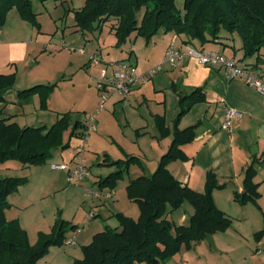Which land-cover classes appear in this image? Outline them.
<instances>
[{
  "label": "trees",
  "instance_id": "trees-1",
  "mask_svg": "<svg viewBox=\"0 0 264 264\" xmlns=\"http://www.w3.org/2000/svg\"><path fill=\"white\" fill-rule=\"evenodd\" d=\"M17 6L20 14L36 20L33 0H0V24L8 11ZM76 23L83 29H96L111 21L117 42L121 47L135 33L149 43L160 31L185 35L184 43L198 41L204 45L224 38V34H237L242 39L244 57L248 58L264 49V0H87L75 13ZM202 46H196L203 49ZM247 66H249L247 64ZM15 73H0V102L7 101L6 94L15 87ZM52 85L38 84L18 92L20 102L39 93L42 106ZM205 100L202 89L180 95L179 112L174 120L173 141L161 157L159 166L151 175L132 178L127 185L130 199L139 206V216L133 218L116 213L120 229L106 226L96 233L89 244L83 245L84 257L72 264H164L178 254L185 245L191 249L209 236L229 228L232 219L221 210L214 199V191L223 189L216 173L208 171L204 191L196 190L179 181L168 169L173 160L188 159L183 146L196 137L197 124L184 129L180 119L194 104ZM71 123L70 112L62 113L50 127L46 125L21 126L0 109V162L19 160L24 165H40L52 158L57 149L70 146L64 133ZM162 137L171 134L162 118L157 119ZM70 138L85 136V124L77 119L72 124ZM137 159L116 160L120 169L99 181L101 186L114 187L124 167ZM257 160L244 171L243 190L235 191L240 204L258 203L260 193ZM27 182L26 178L0 177V264H38L52 245H62L67 232L77 225L58 218L49 234L41 233L36 244H31L27 231L17 220H7L5 210L11 206L9 196ZM189 202L195 209L188 225H176L169 213ZM264 232H259L261 236Z\"/></svg>",
  "mask_w": 264,
  "mask_h": 264
},
{
  "label": "crops",
  "instance_id": "crops-1",
  "mask_svg": "<svg viewBox=\"0 0 264 264\" xmlns=\"http://www.w3.org/2000/svg\"><path fill=\"white\" fill-rule=\"evenodd\" d=\"M111 31L114 33L112 27ZM138 37L134 33L127 41L130 46L127 48L126 42L120 47V51H126L127 55L120 52L111 54V50H109L108 52L112 56L103 55V60L110 62L132 59V54L136 50L135 41ZM223 37L202 46L196 40L194 43L189 42L186 44L183 42L186 38L185 35L174 34V36L165 40L162 48H158L156 45L150 47V49L146 47L145 54L141 57L136 54L134 60V64L138 66V71L143 73H148L159 64L163 65L162 70L134 89L129 98V103L139 105V113H141V117L137 116L131 122L143 134H150L154 137L150 143L152 148L151 168L157 169L161 157L172 144V130L174 120L179 112L180 95L190 94L195 89L200 88L205 95V100L194 104L191 110L181 117L179 123L181 129L197 124L195 139L183 146L188 159L173 160L169 162L168 169L179 181L199 191H204L206 175L210 170L216 173L220 183L227 184L225 188L214 191V199L217 206L232 219L229 228L195 244L192 248L201 249L202 254H194L197 255V259L193 263L184 254L180 256L176 254L164 264H264V233L257 236L259 232H264L263 95L243 79L230 80L222 68L202 64L191 55H187L181 65L173 66L168 62L163 63L167 47L172 41H177L183 48L188 45L202 46L205 50L219 51L238 63L243 62L240 65L248 64L264 80V49L251 57L245 58L242 39L237 34L226 33ZM154 42L156 43V41ZM29 87L32 86L23 89ZM20 90L22 89L14 87L6 94L7 101L5 103L0 102V109L3 108L7 115H12L13 120L18 123L19 121L14 115L18 113L16 110L19 111L18 106L8 105H25L32 101L37 104L40 103L37 95L30 96L20 102L18 99ZM110 100H114V106H128V104L121 101L119 95H114ZM97 108L93 114L98 127L97 114L101 111L97 112ZM229 109L238 111V114L232 119L231 130L223 128ZM130 110L131 114H138L136 110L132 108ZM84 118L85 116L79 119L83 121ZM158 118L164 120L165 126L171 130L170 135L164 137L160 135L157 125ZM98 131L99 129L95 132ZM85 140L79 137L69 139L70 146L66 149H57L52 158L46 163L49 165L55 163L72 165L80 155L88 164L85 156ZM65 142L68 141L65 139ZM82 144L84 145V151L77 155ZM256 146L257 153H255ZM255 160L258 163L256 164L257 175L254 181L259 185L260 197L258 203L249 202L243 205L235 200L234 193L243 190L244 171ZM60 170L62 175L65 176L64 169ZM141 175L143 174H137L133 178ZM88 179L82 184L87 189L97 190L95 187L99 180H96V185H94ZM131 179L128 180L127 185ZM28 187L29 185H25L22 187L21 193L17 191L9 196L11 206L5 210V216L7 220L19 221L27 231L30 243L36 244L41 233L49 234L52 231L57 217L52 218L53 220L47 219L45 210L40 204V200H43L47 195L46 186L43 185L42 188L37 190L28 189ZM106 192L111 193V196L106 198L113 197L114 192L112 190ZM95 198L92 197L93 205L89 210L82 212L79 218L80 222H77V229L69 232V238L74 239L75 242L68 244V249L77 243V239L85 241L83 245L89 244L93 236L106 227L103 223L93 221L94 217L88 219L89 213L95 211ZM99 199H102V197ZM194 212V207L189 202H184L180 208L169 213L168 216L176 225H188ZM75 250L74 248L71 249L72 252Z\"/></svg>",
  "mask_w": 264,
  "mask_h": 264
},
{
  "label": "rangeland",
  "instance_id": "rangeland-1",
  "mask_svg": "<svg viewBox=\"0 0 264 264\" xmlns=\"http://www.w3.org/2000/svg\"><path fill=\"white\" fill-rule=\"evenodd\" d=\"M86 1L33 0L35 21L24 18L17 6H13L8 11L5 22L0 24V72L15 73V88L23 89L38 84L53 86L45 107L42 106L39 93L32 95L39 97L38 104L32 101L25 105L8 106H18L19 111L16 110L18 113L14 115L21 126L37 124L50 127L60 113L70 112L71 123L64 133L67 141L71 139L72 124L81 117L86 118L93 114L99 106L97 78L101 75L103 65L96 64L91 58L92 55L101 53L102 56L111 57V54L119 52L127 55L126 51L121 52L120 47L116 46L117 39L111 31V21L96 29H83L77 25L75 13ZM181 3L182 0H178V4ZM171 36H174V32L160 31L149 44L145 38L139 36L135 41L136 50L132 59H126V62L134 64L136 54L140 57L144 55L146 47L150 49L156 45L162 48L165 40ZM126 44L128 48L130 43ZM136 67L138 68L137 65ZM113 101L109 100L105 109L97 114L99 131L85 136V156L91 173L88 180L94 185L96 180L100 181L120 169L113 163L117 159L127 160L130 156L139 159L130 161L124 167L113 188L101 186L99 182L95 187L102 193L111 190L114 193L112 192V198H95L93 221L120 229L116 213L122 212L133 218L139 213L138 204L128 196V180L137 174L151 175L155 171L151 168L150 147L154 137L143 134L131 122L135 117H141L138 104L128 102L125 107L114 106ZM131 108L138 114H131ZM60 169L54 164L24 165L19 160L9 159L0 162V177L26 178L27 182L18 189L20 193L25 185L33 190L45 185L47 195L40 200V204L45 210L46 218L51 220L57 217L71 225H77L82 212L88 211L93 205L92 197L82 182H69L68 172L64 169L63 176ZM67 239L62 245L50 246L38 264H70L74 259L83 258L85 241L77 239V243L68 249ZM73 248L76 250L72 252ZM181 254L193 263L197 259L194 254L200 255L202 252L199 248L188 249L183 245L178 256Z\"/></svg>",
  "mask_w": 264,
  "mask_h": 264
},
{
  "label": "built area",
  "instance_id": "built-area-1",
  "mask_svg": "<svg viewBox=\"0 0 264 264\" xmlns=\"http://www.w3.org/2000/svg\"><path fill=\"white\" fill-rule=\"evenodd\" d=\"M187 55H191L198 59L202 64L214 65L224 70L228 79H243L254 88H256L264 97V80L256 73L251 67L247 65H240L234 59L227 57L225 54L215 50L200 49L192 45L181 47L177 41H172L166 49L163 63L168 62L173 66L181 65L184 58ZM92 60L97 64H102L101 75L97 78V88L99 90V106L97 112L105 109L107 102L113 95H119L121 101L124 104L129 102L130 95L134 89L146 82L151 76L158 71L162 70L163 65L159 64L148 73L138 71L137 67L133 63H127L126 61H110L105 62L101 53L92 55ZM238 114L235 109H229L226 115L223 128L232 129L231 122L233 117ZM85 124V136L90 132L98 130L95 123V115L91 114L84 118ZM85 136L83 139H85ZM84 145L82 144L78 150V154L83 153ZM54 166L65 169L68 172L69 182H84L91 173L86 160L78 155V158L74 161V164H54ZM88 194L91 197L101 198L103 196L110 197V192L102 193L99 190L88 188ZM94 217V212L89 213L88 219ZM74 239L68 238L67 244L74 243Z\"/></svg>",
  "mask_w": 264,
  "mask_h": 264
},
{
  "label": "water",
  "instance_id": "water-1",
  "mask_svg": "<svg viewBox=\"0 0 264 264\" xmlns=\"http://www.w3.org/2000/svg\"><path fill=\"white\" fill-rule=\"evenodd\" d=\"M258 152V149H257V146H256V151H255V153H257Z\"/></svg>",
  "mask_w": 264,
  "mask_h": 264
}]
</instances>
